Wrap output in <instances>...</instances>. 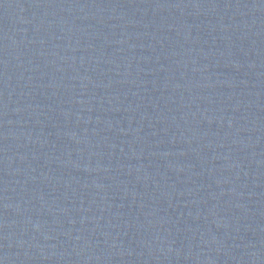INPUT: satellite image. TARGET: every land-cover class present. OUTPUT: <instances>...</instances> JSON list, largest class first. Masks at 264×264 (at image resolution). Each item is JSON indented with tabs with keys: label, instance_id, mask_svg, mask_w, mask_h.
<instances>
[{
	"label": "water",
	"instance_id": "obj_1",
	"mask_svg": "<svg viewBox=\"0 0 264 264\" xmlns=\"http://www.w3.org/2000/svg\"><path fill=\"white\" fill-rule=\"evenodd\" d=\"M0 264H264V0H0Z\"/></svg>",
	"mask_w": 264,
	"mask_h": 264
}]
</instances>
